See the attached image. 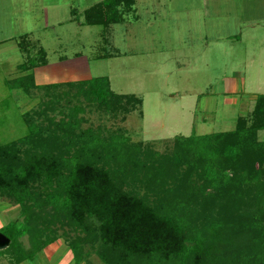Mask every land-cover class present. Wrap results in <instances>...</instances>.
Segmentation results:
<instances>
[{
    "label": "trees",
    "instance_id": "16d2710c",
    "mask_svg": "<svg viewBox=\"0 0 264 264\" xmlns=\"http://www.w3.org/2000/svg\"><path fill=\"white\" fill-rule=\"evenodd\" d=\"M134 4L102 0L83 11V24L123 22ZM22 39L19 48L27 52ZM27 59L20 69L32 74L16 79L13 89L43 90L49 99L23 114L26 135L0 145V198L11 200L21 219L0 229L9 264L61 237L74 264L92 253L102 264H226L225 248L243 242L245 264H264V141L257 138L264 94L232 130L177 136L174 155L162 156L120 129L80 127L83 102L116 114L142 105L140 98L114 93L106 77L38 85L33 70L47 64L46 52L39 48ZM182 163L183 183L175 176Z\"/></svg>",
    "mask_w": 264,
    "mask_h": 264
},
{
    "label": "rangeland",
    "instance_id": "374dc122",
    "mask_svg": "<svg viewBox=\"0 0 264 264\" xmlns=\"http://www.w3.org/2000/svg\"><path fill=\"white\" fill-rule=\"evenodd\" d=\"M100 1L26 0L30 11L24 22L30 34L19 37L17 42L24 38L28 51L16 45H7L0 51V145L26 135L23 114L38 109L40 103L49 99L43 90L33 89L24 94L13 89L16 79L32 74L20 68L39 48L46 52L47 64L33 70L35 83L106 77L114 93L134 95L142 100V105L134 109L128 106L127 112L116 114L86 107L83 102L85 111L79 115L83 119L81 129L100 127L110 132L120 129L131 143L149 145L162 156L174 155L177 136L230 131L238 117L250 116L254 97L264 94V88H258L261 86L254 72L250 77L251 69L246 70L245 81L238 79L245 66L241 51L248 44L255 70L264 75V62L262 66L259 64V60L264 61L261 51L264 0H236L242 4L249 1L241 16L240 2L217 0V7L213 6L212 10L207 0L206 19L193 10L201 0H158L160 13L152 5L153 0H140L123 16V22L108 27L83 24V11ZM15 2L20 4L19 0ZM185 7L188 10L184 11ZM152 8L156 9L154 13ZM4 10L6 17L9 12ZM248 18L255 19V23L250 25L252 20ZM237 19L248 21L240 27ZM252 34L253 40L249 38ZM244 36L248 38L242 42ZM214 38L218 40L212 41ZM48 115L55 116L56 121L60 118L50 111ZM257 138L264 141V131H259ZM185 171L186 164L182 163L175 173L182 183ZM134 187L141 195L146 192L142 185ZM175 196L171 195L173 199L168 201L175 200ZM13 220H21L17 207L11 200L0 198V229ZM23 242L28 246L26 238ZM56 243L44 255L49 256L47 260L41 252L24 261L25 264H74L65 239L61 237ZM3 246L0 244V249ZM245 246L243 242L226 247V264H245ZM3 260L9 264V255L0 252V264H4ZM79 264L102 263L92 253Z\"/></svg>",
    "mask_w": 264,
    "mask_h": 264
},
{
    "label": "crops",
    "instance_id": "0c3cea01",
    "mask_svg": "<svg viewBox=\"0 0 264 264\" xmlns=\"http://www.w3.org/2000/svg\"><path fill=\"white\" fill-rule=\"evenodd\" d=\"M137 1H140V0H135V4L137 3ZM205 1H207V0H201V2L198 3L199 7H196V6L195 7L194 6H190V7L192 9L194 7V9H193L194 12L198 11L200 15L204 16L205 15L204 12H207V10H208L207 3ZM245 1H247V0H245ZM245 1L243 2V4H242L241 1H236V3L240 2V5L238 3V7H239L238 14L240 16H241V13H242V9L245 10V7H244L245 4L249 3V1L247 3H245ZM19 2H20V4H17V2H15V0H0V51H1V49L5 48L7 45H11V46L12 45H14V46L16 45L17 47H19L17 39L19 37L21 38L22 36H27V35L30 34L29 28L25 27V22H24L25 20H27V16L29 14L30 8H28V6H26V4H25L26 0H19ZM216 3H217V0H210V7L209 8H211L213 10V6L217 7ZM241 4L243 5V7L241 6ZM152 5H154V8H155V5H156V9L158 10V12L159 13L161 12L162 8H161L160 2L158 0H153V4ZM161 5H163V4H161ZM157 6H158V8H157ZM154 8L151 9L153 13L156 10ZM4 9H7L8 12H9V14L6 17H4V13H3V11H5ZM135 10H136V8H135ZM183 10L184 11L188 10V7H185ZM204 18H205V16H204ZM237 20H236V22L237 23L239 22L237 25L240 26V27H241V24L244 25L245 22H247L248 20H252L251 21L252 23H250V25H253L255 23V19H253V18H248V20L247 19H243V20L242 19H237ZM251 36L252 37H249V38L251 40H253L254 39V35L252 34ZM245 37L248 38V36H244V39L242 40V42L245 41ZM214 40H218V38L212 39V41H214ZM240 41H241V39H240ZM244 47L245 46H243V48ZM261 49H260L261 51H264V48H261ZM240 51H241V49H240ZM241 52L245 56L244 57L245 58V64H244L245 66H244V71H243L244 73H242V76L240 78H238V79H243L242 82L245 81V73H247L246 70L247 69H251L252 71H251L250 77H252V73L254 72L255 78L257 80V83L260 84V86H261V87H258V88H264V75L261 74V71L258 72V71L255 70L256 68H255V66H253L254 60L251 58V54L248 51V44H247V49L245 51L242 50ZM263 62L264 61L259 60L260 66H262ZM42 67H44V66H42ZM36 84L44 85V84H40L39 82L36 83ZM256 95H259V94H256ZM254 99H255V97H254ZM57 245L58 244L56 242L51 244V245H48L42 251L43 256L48 254L47 252L49 251V249L51 250L53 246H57ZM66 256H68V253H67ZM44 257H45L46 260L49 258V256L48 257L44 256ZM3 263L4 264H8V263H6L5 260H3ZM20 264H25V262L23 261Z\"/></svg>",
    "mask_w": 264,
    "mask_h": 264
},
{
    "label": "water",
    "instance_id": "95a60500",
    "mask_svg": "<svg viewBox=\"0 0 264 264\" xmlns=\"http://www.w3.org/2000/svg\"><path fill=\"white\" fill-rule=\"evenodd\" d=\"M0 244L4 245L2 249L8 244V240L6 237L0 234Z\"/></svg>",
    "mask_w": 264,
    "mask_h": 264
}]
</instances>
